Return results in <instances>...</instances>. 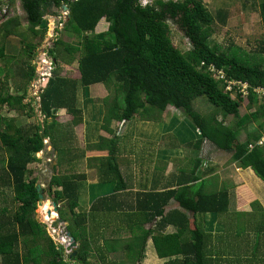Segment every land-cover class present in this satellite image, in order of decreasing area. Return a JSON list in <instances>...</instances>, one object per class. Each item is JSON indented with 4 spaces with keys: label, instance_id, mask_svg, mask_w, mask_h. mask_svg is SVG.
Listing matches in <instances>:
<instances>
[{
    "label": "trees",
    "instance_id": "1",
    "mask_svg": "<svg viewBox=\"0 0 264 264\" xmlns=\"http://www.w3.org/2000/svg\"><path fill=\"white\" fill-rule=\"evenodd\" d=\"M19 1L28 31L39 39L26 41L25 34L18 29L20 21L16 15L1 21L0 62L3 65H0V106L19 112L30 109L29 102H24L25 88L37 76L32 59L46 33L47 21L44 16L51 13L52 7L61 8L62 4L67 6L69 16L65 25L76 34L78 40L67 43L57 38L53 47L47 49L48 56L53 60V68L46 86L39 94L40 111L44 116L42 123L17 125L15 118L0 114V186L12 193L14 208L10 213H7L6 207L0 209V264H90L92 246L88 224L96 208L94 203L100 198L107 200L112 195L116 197V192L125 188L116 156V137L113 135L108 139L99 136V141L109 151L106 156L86 158L87 164L94 165L98 174V181L90 187L91 191L106 186L111 189L99 195L93 194L88 212L75 211L85 174L53 173L46 190L47 197L58 204V216L68 222L66 231L76 242L75 254L72 251L69 254L70 261L63 263L58 246L49 236H45L44 239L48 240L46 254L41 249L40 254L33 255V246L45 234V224L33 218L39 192L36 189L37 178L31 177L29 165L39 161L37 153L46 146L45 138L59 158L70 150L60 142L59 129L62 125L57 122L55 111L65 108L73 117L72 125L82 121L80 110L75 105L78 85L85 92L94 83H102L107 89L108 94L101 100L105 110L101 126L107 131L112 132L108 127L112 121H128L133 117L159 121L163 112L171 106L191 120L189 124L197 136L194 147H199L206 140L213 149L230 154V160L236 162L238 167L251 169L264 183V144H257L264 130V104L252 91L255 87H264V66L261 61L247 63L218 50L211 40L212 27L216 18L225 22L224 11L218 10L214 15L202 0H151L145 6H141L138 0ZM253 1L259 4L264 27V0ZM14 2L8 0L7 7ZM102 18L108 22L107 29L95 32ZM168 20L173 21L188 39L189 50L182 52L174 46L168 31ZM10 34L21 37L27 55L24 63L15 68L6 64L9 58L6 57L2 42L3 37ZM260 51L264 52V44ZM63 53H68L70 58H64ZM75 53H78L79 78L75 80L60 76L58 59L71 63ZM201 62H204L203 66ZM209 64L223 70L227 79L247 82L248 96L232 97L225 92L221 82L211 71L205 70ZM203 95L213 105L209 114L193 107V99ZM244 99L247 109L252 108L253 112L240 113ZM229 115L235 119L226 122ZM252 119L263 120L258 122L256 131L249 132L245 125ZM63 129L68 140V132L66 128ZM241 130L245 134L242 140L238 138ZM202 163L199 159L194 161L192 174L180 179L176 188L149 193L154 199L151 209L144 210L141 199H136L135 209L130 213L134 219L129 224L131 242L128 252L126 257L114 263L137 264L142 261L145 242L150 233L159 258L182 255L181 259H169L170 264H264V255L262 258L258 256L262 246L264 254V209L260 208L257 216L254 201L251 204L254 213H247L251 216L249 219L241 218L246 213L237 212L232 227L224 222L218 223L217 216L228 211L229 195L226 188L206 191L204 181L189 184L200 178V170L197 169ZM157 196H163V199L156 204ZM170 198L176 200L183 210L190 211L194 219L191 221L180 210L163 215V207ZM63 206L70 212L69 219L65 217ZM207 213L210 214L209 218H214L211 220L212 226L218 224L221 233L214 237L217 241L215 246L211 245L213 227L209 225L208 232L204 222L196 218ZM157 216L160 218L155 222L154 233L146 232L143 225L152 222ZM167 224H174L178 230L163 233L157 229ZM248 232L253 233V240L246 242L241 239L240 245L236 244V240ZM226 237L228 241L225 243ZM106 249L110 250L109 247ZM101 261L106 260L101 258Z\"/></svg>",
    "mask_w": 264,
    "mask_h": 264
},
{
    "label": "rangeland",
    "instance_id": "2",
    "mask_svg": "<svg viewBox=\"0 0 264 264\" xmlns=\"http://www.w3.org/2000/svg\"><path fill=\"white\" fill-rule=\"evenodd\" d=\"M7 1L8 0H0L1 2L0 11H2L4 7H7ZM202 2L206 6V8L214 15L218 10L224 11V13L226 14V20L224 23L220 22L216 18L212 27L213 34L211 40L217 46L218 50L225 51L228 56L236 57L237 59L243 60L247 63H256L261 61L264 66V52L262 51L259 52L260 47L264 44V27L262 25L260 18V10H259L258 2L253 0H202ZM50 11L51 13H48L44 16L47 21L46 29H45L46 33L44 37L40 40V44L38 45V47L35 49V55L32 61L37 70V76H40L39 70L42 69L44 66L43 59L40 58L42 56V53H44V51H47L48 48L53 47V42L57 38H60L67 43H75L78 40L76 34L73 33L68 28L67 25H65V22L67 20V15L65 12H67V9L63 7L61 8L52 7ZM15 15L19 18L20 21L18 29L20 32L25 34L26 41L28 42L37 41L39 37L38 36L34 37L32 33L28 31V24L25 20V14L21 8V4L19 0H15L13 5L11 6L8 5L6 12L2 16V18H0V23L2 20ZM107 24L108 22L106 21L105 18L100 19V21L96 25L95 32L105 31L107 29ZM167 24H168L169 35L174 46L179 48L182 52L189 50L190 43L188 39L180 31L178 26L171 20H168ZM73 29L75 30V28ZM21 40L22 39L20 36L13 34L4 36L2 40L6 48V57L9 58L6 64H8L13 68L23 64L24 60L27 59V55L24 51L25 47L21 42ZM46 56L47 57L44 56L43 58L47 59L46 62L50 64L51 68H53V60H50L51 58L48 55ZM62 56L66 59L70 58L69 57L70 55H68V53H63ZM73 57L74 58L71 63H67V62L65 63L63 61L61 62V60L58 59L57 61L59 66L58 73L60 76H65L70 78L78 77V70H77L78 53H75ZM0 65H3V62H0ZM46 75L48 74L46 73ZM14 76L16 75L14 74ZM31 82L26 85L27 95L24 100V102H29L30 109L25 108L24 111L19 112L15 110H9L7 109L6 106H0V114L15 118L17 125L21 124V125L29 126L37 123L40 124V122H42L43 120V113L40 111L39 100H37L36 97L32 95L33 88ZM34 83L38 85L37 80H35ZM97 84L99 85L92 84L93 86L88 87L89 93L83 94V96L86 95L85 98L84 97L82 98L81 95L78 94L79 102H77L76 100V104L78 103L79 105H83L85 109V115H84L85 119L92 118V120H95L91 122L86 121L87 130L90 129L91 131V132L89 131L90 133H92L93 131L98 132L100 129H102L100 126L103 123L102 115L105 110L104 107L100 104L101 106L99 107L100 109L99 111L97 105L101 103L102 98L108 94L107 89L102 83H97ZM79 91L81 92L80 87H79ZM89 97L92 98V102L90 101ZM80 99L81 100L83 99L82 103L80 102ZM245 99L242 101V105L240 108L241 114H243L244 112L246 113L248 112L246 109L247 102ZM192 103H193V107L201 113L209 114V112L213 110V105L209 103V101L204 95L193 99ZM88 107H91V109L93 108L92 109L93 112H88L87 111ZM64 112L59 110L56 113V119L61 123L62 122L65 123L67 121V118H70V116L68 117L67 113ZM165 116L167 117L166 119H164V122H167V124L169 117L179 116V118L176 117L177 118L176 120H174L171 124L165 126L166 123H164L161 120L159 121L150 120L147 123H145L142 122L143 118L133 117L130 120H128V122L125 124L122 132L118 128L122 126L123 121L119 122L115 126V130L112 133V136L113 134L118 133L117 137L115 138V142L117 144L116 149L118 148L122 149V147H125L126 149H130L132 146H136V149H138L137 154L141 157L148 158V154H146L147 152L146 148L148 147V145H145L147 143V140L144 139H159V136L162 135V137L160 138H163V140L165 141L177 139V141L181 142L182 140L190 143L191 145L195 143V141L197 140V136L194 134L193 128L189 124L191 120L187 116H185L184 113L171 107V109L167 111ZM161 118L163 119V116H161ZM218 118H220V115H218ZM233 119L235 118L232 115L226 117L227 122H230ZM247 124L245 125L246 128H247ZM68 125L70 126V128L72 129L74 128V125L73 126H71L70 124ZM63 128H65V124H63L62 128L59 129L60 142L64 144L66 147L67 138H66L65 129ZM68 134H69V128H68ZM104 134L105 135L109 134L111 136L110 132H104ZM244 135L245 134H243V132H240L238 138L244 137ZM263 136L264 133L261 135V137ZM44 142L47 145L43 148L42 151L37 153L39 161L33 162L29 165V168L32 170L31 177L37 178V183L43 188L42 192L45 198V201H43L41 205L36 204V208L33 214V218L36 222L40 224L43 223L45 224L44 227L45 234H42L40 236V239L38 238L39 240H37L38 242L35 243V246H33L32 250H33V255L40 254L41 252L39 251L41 249H44V253H45V250L48 249L47 248L48 240L44 239V237L49 236L58 246V250H60V254H62L61 258L64 263L65 261H70L69 254L72 252L71 250H66V244L68 243V236L66 235L67 232L66 225L68 224V222L63 220L60 226L57 228H52L49 226L52 218L57 215L52 211L50 216L47 215V211L51 210L52 207L50 202L51 199L47 197L46 190L48 189V182L53 173L62 174V173L77 172L82 169L84 164L75 161L76 163L72 166L68 164L59 165L56 161V157H54V154H52L53 151L52 148L48 145L49 142L48 139H45ZM263 144L264 142L261 145ZM172 147L176 151L174 153L176 165L178 164L180 165L182 163V165L184 166L188 162L189 163L191 162L190 161L191 154L189 157V153H188L189 151L187 150V148L191 149V147L183 146L181 148L182 150L180 151L178 150L179 147L175 146V143H172ZM63 154H65V152ZM78 164H81L82 166H79ZM235 170L236 173L240 174L242 183L243 184L246 183V185L241 186L242 188L240 187L241 195L239 200L240 202L243 203V209L247 211L250 210L249 213L251 211L254 213L251 207V204L254 201H256L255 203L256 208L262 207L264 209V183L262 182V180L259 177H257L255 173L249 168L245 170V169H240L238 167ZM219 174L222 175V178L223 176H226V174L223 173V171H221ZM230 181H232L230 177H227L224 180V182L227 183ZM2 188L4 187L0 186V209L6 207L8 210L7 213H10L14 210V208H12L13 203L11 202L12 193L9 192L8 190H3ZM83 188L84 186L82 187V189ZM229 189L233 190L232 187H230ZM230 195L231 198L229 201V209H231L232 211L237 208V203H236L237 199H235V193L232 192ZM86 201H87V197L86 195H84L83 198L81 199V202L83 203V205L87 206ZM63 207L64 208L62 210L65 213V217L69 219L70 212L66 206ZM258 208L256 209V211L258 210ZM256 213L258 216V212ZM228 214L229 213L227 212L223 217H221V221H223L225 224H229V227H232L234 216H230ZM250 217L251 216L248 214L245 215V217L241 216V218L243 219L245 218L249 219ZM240 237H242V239L245 240L246 242L247 241L249 242L253 240V233L248 232L247 234L246 233L242 234ZM227 241L228 239L226 237L225 243ZM262 251H263V246L260 247L258 253V256L261 258L264 255L262 254ZM147 254L149 255H147L146 258H143L142 261L138 262L137 264H170L168 260L163 261L161 259H158L156 255L150 250L147 252ZM246 256L249 258L247 254ZM89 259H90V264L92 263L100 264L99 260L93 258H89ZM121 259L122 258L117 255L116 257H112V259L110 260L111 262H116ZM101 262L102 264L109 263L106 261H101ZM71 263L73 262L71 261Z\"/></svg>",
    "mask_w": 264,
    "mask_h": 264
},
{
    "label": "crops",
    "instance_id": "3",
    "mask_svg": "<svg viewBox=\"0 0 264 264\" xmlns=\"http://www.w3.org/2000/svg\"><path fill=\"white\" fill-rule=\"evenodd\" d=\"M45 52L47 53V51ZM44 56L45 55L42 53V57ZM71 78L77 80L79 78V72L77 78L74 77ZM36 79L37 76L31 81L35 82ZM32 82L31 85L32 84L36 85V83L34 82L32 83ZM93 85H99V84L94 83ZM93 85L91 84L89 86H93ZM45 86L46 85L41 86V91ZM79 87L81 88V92L79 91ZM25 90L27 95V89L25 88ZM18 91L20 92V90ZM86 92L89 93L88 90ZM86 92L83 90V88L80 85H78L75 95V105L77 109L80 110L82 121L78 122L77 124H73L74 125L73 129L70 128V126L68 125L70 124L71 126H73L71 124L72 123L71 119L73 118L72 115L67 112H64L66 111V109L63 107L55 111V114L60 110L64 113H67L68 117L70 116V118H67V121L65 123L63 122L61 123L60 121L57 120V122H59L61 125L65 124V128L67 132L69 128V134H68L69 138L68 140H66V146H68L70 150L65 151V154L63 155L61 154L62 156H60V158L58 157V154H56L57 152L53 149L52 150L54 151V153L52 151V154H54V157H56V161L59 162L58 164L60 165L68 164L72 166L76 163L75 161L84 164L80 171L75 172V173L85 174V180L84 183L82 184L84 188L82 189L83 187L82 186L80 189L78 205L75 208L76 212L79 211L88 212L91 206V196L93 194L94 195L102 194L104 190L111 189L109 186H106L105 188L97 187L96 189L91 191L90 186L98 181V174H97V169L94 165L87 164L86 158L94 157V156H106L108 154L109 149L105 144L99 141L100 140L99 136L104 138L108 137V139L111 138L112 133L115 130V126L119 122H121V121H112L111 125L108 126L110 130H112V132H110L111 136L109 134L106 135L104 134V132H109V131H107V129L105 128H102V126H100L102 129H100L98 132L95 131L96 132L95 133L93 131L92 133H90L91 132L90 129L87 130L86 121L91 122L95 120H92V118L85 119L84 116L85 109L83 105H79L78 103L76 104V100L77 102H79L78 94H80L82 98L83 97L85 98L86 95L83 96V94L84 93L87 94ZM89 99L92 102V98L89 97ZM80 102L82 103L83 99L82 100L80 99ZM100 104L101 103L97 105L99 111H100L99 107L102 105ZM92 109L91 107H88L87 111L93 112ZM170 109L171 106L168 107L163 112L162 114L163 119L161 118V121L164 122V119H166L167 117L165 116V114ZM252 110H253L252 108L250 110L247 109L249 113L253 112ZM176 117L179 118V116ZM176 117H169L168 124L167 122H164L166 123L165 126L171 124L174 120H176L177 119ZM262 120L263 119H259L258 121H255L254 119H252L247 124L246 130H248L249 132L256 131L258 129V122H261ZM127 122L128 121H123L122 126L118 128L119 130H121V132ZM142 122L147 123L148 120H142ZM240 132L243 131L241 130ZM261 132H262L261 134H263L264 130ZM113 135L117 137L118 133ZM160 137H162V135L159 136V139H144L147 140V143L145 145H148V147L146 148L147 150L146 154H148V158L139 156L137 154L138 149H136V146H132L130 149H126L125 147H122V149L121 148L116 149V156L118 157L117 161L121 175L124 179L125 188L116 192V197L115 195L114 196L112 195L108 197L107 200H103L102 198L97 199V201H95L94 203L96 208L94 209L93 217L88 224V232L90 235V242L92 246V251L89 254V258L99 260L100 264H102L101 258H104L106 262H109L110 264H116L114 262H111L110 259H112V257H116L117 255L120 256L121 258L126 257V252H128V244L131 242L130 241L131 229H129V224L133 223V219H134V217L130 213L135 209L134 205L136 199L138 198L141 199V205L144 210L151 209V205H152L151 203L153 202L154 199L151 198L148 194L165 192L166 190L176 188L179 185L180 179L185 178L186 176L192 174L193 163L197 159L203 162L202 166H199V168L197 169L200 170V178L195 182L191 181L189 184H195V183L197 184L200 181H204V190L206 191H212V190L215 191L226 188L229 195V201L231 198L230 194L232 192L235 193V199H237L236 200L237 208L232 210L234 211L232 212L231 209H229V204H228V211H226V213L228 212L229 213L228 215L230 216H235L237 212L247 214L250 211L243 209V203L240 202L239 200L241 195L240 192L242 188L241 186L246 185V183L243 184L240 174L236 173L235 169L238 168V165L236 164V162L230 160V154L224 151L213 149L206 140H203L199 147L196 146L194 147L190 143L182 140L181 142L177 141V139L165 141L163 140V138ZM242 138L243 137H241L240 140H242ZM172 143H175V146L179 147L178 148L179 151L182 150L181 148L183 146L191 147V149L187 148V150L189 151L188 152L189 157L191 154V158H192V160L190 158L191 161L190 163L188 162L184 166L182 165V163L180 165L175 164L176 160L174 153L176 151L175 149H173ZM48 145L52 148L49 142ZM82 151H83V156L81 155ZM81 164L78 165L82 166ZM221 171H223V173L226 174V176H223V178L222 175L219 174ZM227 177H230L232 181L228 183L224 182V180ZM230 187H232L233 190H230L229 189ZM84 195H86L87 197V201H86L87 206L83 205V203L81 202V199L83 198ZM157 197L158 198H155L156 204L160 203L161 199H163V196H157ZM163 208H164L163 215L173 212L175 210H180L184 212L186 217L190 218L191 221L194 219L192 213L190 211L183 210L182 208H180L176 200H174L173 198H170ZM260 208L262 207L258 208L257 210L258 213L260 211ZM226 213L217 216L216 220H218V223L223 222L221 221V217H223ZM209 216L210 214L207 213L205 214V216L196 217L197 221L201 223L202 221L204 222V225L208 232H209V225L212 226L211 220L214 219L213 217L209 218ZM125 218L127 219L124 222L123 220ZM159 218L160 216H157L152 222L145 223L143 225L144 230L146 232L151 231V234H153L155 222L159 220ZM212 227H213L212 228L213 238L221 234L220 230L218 229L219 228L218 224H214ZM157 229L159 231H162L163 233H172L178 230V228H176L174 224H167L166 226H164V228L162 226H158ZM149 234L150 233H148L145 242L146 244L144 250V258H146V256L149 255L147 254L149 250L153 252L158 259H161L163 261H167L169 259H174V258H179V259L182 258L181 257L182 255H171V256L159 258L154 250L152 239ZM241 239L242 237H239L238 240H236V244L238 243L240 245ZM105 242H107V245H105ZM216 243L217 241H215L214 238L213 241H211V245L214 246ZM107 247L110 248L109 251L106 249Z\"/></svg>",
    "mask_w": 264,
    "mask_h": 264
},
{
    "label": "built area",
    "instance_id": "4",
    "mask_svg": "<svg viewBox=\"0 0 264 264\" xmlns=\"http://www.w3.org/2000/svg\"><path fill=\"white\" fill-rule=\"evenodd\" d=\"M7 7H4V9L2 11H0V18H2V16L4 15V13L6 12ZM47 59L43 58V65H47L48 69L47 71H45L44 66L42 69H40L39 71V75L37 76V83L38 85H33V95L36 97V99H39V94L41 92V84L44 78H49V76L51 75V66L49 63L46 62ZM201 66L204 65V62H201L200 64ZM205 70L206 71H211V74H213V76L219 80L221 82V84L223 85V89L225 92H227L228 94H230L232 97H235L237 95H241L242 97H246L249 94V85L247 82L245 81H241V80H234V79H227L223 73V70L221 69H217L216 67H214L212 64L206 65L205 66ZM50 72V73H49ZM46 73L48 75H46ZM252 91L257 95L258 98L262 99V102L264 104V87H255L252 89ZM264 142V136L261 137L258 141L257 144H262ZM250 146V145H249Z\"/></svg>",
    "mask_w": 264,
    "mask_h": 264
},
{
    "label": "water",
    "instance_id": "5",
    "mask_svg": "<svg viewBox=\"0 0 264 264\" xmlns=\"http://www.w3.org/2000/svg\"><path fill=\"white\" fill-rule=\"evenodd\" d=\"M63 8H66V6H62ZM42 57V56H41ZM43 58V57H42ZM45 71H47L48 66L45 65L44 66ZM48 81V78H44L42 81V85H46ZM36 189L39 192L38 193V201H37V205H41L43 201H45L43 192L41 190V186L39 184L36 185ZM51 202V210L47 211V215L50 216L51 215V211L54 212L57 216L53 217L49 226L52 228H57L60 226V224L62 223V219L58 216V206L54 201H50ZM66 235L68 236V243L66 244V250H71L73 251V253L75 254V248H76V242L74 241L73 237L70 236L69 232H66Z\"/></svg>",
    "mask_w": 264,
    "mask_h": 264
},
{
    "label": "clouds",
    "instance_id": "6",
    "mask_svg": "<svg viewBox=\"0 0 264 264\" xmlns=\"http://www.w3.org/2000/svg\"><path fill=\"white\" fill-rule=\"evenodd\" d=\"M151 1H148V0H138V3L141 5V6H145L146 4L150 3Z\"/></svg>",
    "mask_w": 264,
    "mask_h": 264
},
{
    "label": "flooded vegetation",
    "instance_id": "7",
    "mask_svg": "<svg viewBox=\"0 0 264 264\" xmlns=\"http://www.w3.org/2000/svg\"><path fill=\"white\" fill-rule=\"evenodd\" d=\"M62 6H64L63 4H62ZM66 6V5H65ZM66 9H67V6H66ZM66 13V15H67V19H68V16H69V11H68V9H67V12H65ZM67 21V20H66ZM44 55H45V57H47L46 55H48L45 51H44V53H43Z\"/></svg>",
    "mask_w": 264,
    "mask_h": 264
}]
</instances>
